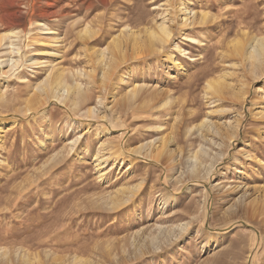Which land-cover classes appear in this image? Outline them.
Masks as SVG:
<instances>
[{
	"label": "rangeland",
	"instance_id": "374dc122",
	"mask_svg": "<svg viewBox=\"0 0 264 264\" xmlns=\"http://www.w3.org/2000/svg\"><path fill=\"white\" fill-rule=\"evenodd\" d=\"M2 1L0 264H264V0ZM58 75L81 104L38 90Z\"/></svg>",
	"mask_w": 264,
	"mask_h": 264
},
{
	"label": "bare ground",
	"instance_id": "6f19581e",
	"mask_svg": "<svg viewBox=\"0 0 264 264\" xmlns=\"http://www.w3.org/2000/svg\"><path fill=\"white\" fill-rule=\"evenodd\" d=\"M186 4V3H185ZM167 9H169V8H167ZM3 11V1H2V3H1V6H0V13ZM171 11V10H170ZM180 11V10H179ZM182 11V19H180L181 20V22H182V26L184 27V28H188V27H194V26H196L197 24H203L206 20H207V17H208V14H201V15H196L195 13L196 12H194L193 10H188V9H183V10H181ZM24 13V12H23ZM169 12L168 11H165V13H163V18H162V20L159 22L160 24H158V25H156V27H155V30H152L150 33H149V42H150V48L152 49V50H156V48L159 46V48H163L167 43H169L170 42V40H171V38H172V35H173V33H172V30H171V25L169 24V20L166 18L167 16L165 15V14H167V15H171V14H168ZM50 14V13H49ZM52 15H54V14H52ZM16 16V15H15ZM171 17V16H170ZM171 18H173V17H171ZM181 18V17H180ZM209 18V17H208ZM174 19V18H173ZM3 22V13H1L0 14V23H2ZM26 22V21H25ZM175 22V21H174ZM173 23V22H172ZM203 25H205V24H203ZM182 26H181V28H182ZM1 28V27H0ZM183 28V29H184ZM47 32H52V31H50L49 29H45ZM87 30V29H86ZM19 33V32H18ZM130 34L129 35H132V34H134V33H132V32H129ZM132 33V34H131ZM3 34V33H2ZM12 35H16V37L18 38L19 36H18V34H12ZM135 36V35H134ZM126 37V36H125ZM187 37V36H186ZM7 38H8V36H7ZM5 36L3 37V35H0V51L3 49V46H5V44H3V42L7 39ZM192 38V37H191ZM187 39V38H186ZM195 38H193V39H190V43L192 42L193 43V40H194ZM120 40L119 39H115V40H113V50L114 49H116L117 51H118V53L121 51V47H120ZM188 42V41H187ZM197 43V42H196ZM169 45V44H168ZM17 46V44H14L13 42L11 43V49L12 50H15L14 49V47H16ZM176 46V45H175ZM9 47V48H10ZM125 47V46H124ZM236 47V46H235ZM123 48V47H122ZM239 48V46H238V43H237V49ZM19 49L20 48H17L16 50H17V52H19ZM176 49L178 50V52H180V54H183L184 53V51H182L181 50V48H179L178 46H176ZM138 50V49H137ZM123 52V51H122ZM173 52V51H172ZM121 53V52H120ZM119 53V54H120ZM1 54V53H0ZM140 54V53H139ZM170 54V53H169ZM105 55V54H104ZM104 55H103V53H101V55H100V61H101V63H105L104 65H105V67H104V73H103V75H102V80H103V82L105 83L106 81H109L110 79H111V77L113 76V74H114V72H115V69L117 70V58H115V57H117V56H114L113 55V57H111V56H109V57H111L109 60H108V62H105V57H104ZM121 55V54H120ZM1 56V55H0ZM135 56V55H134ZM108 57V58H109ZM122 58V57H121ZM1 59V58H0ZM119 59V58H118ZM249 59H252L253 61H255V68H259V65L263 62V60H264V37L263 38H261V39H258L257 40V42H256V45L254 46V48L252 49V51L250 52V54H249ZM169 60L172 62V63H175V66H176V68H180L181 67V64L179 63H177V61L178 60H174V57H170L169 58ZM11 66L13 67L14 65H15V63L17 62V61H13V60H11ZM3 63V62H2ZM101 66V65H100ZM181 69V68H180ZM84 71V70H83ZM113 71V72H112ZM256 71V70H255ZM79 73V72H78ZM61 76L62 75H58V77H57V84H56V86H53V83H52V87H51V85L49 86L50 88H49V90H46L45 89V87H40V85H39V91H41L43 94H45L46 96L47 95H49V96H51V97H53V98H55V100H57L58 102H60V103H62L63 105L65 104H67L68 102L69 103H71V104H69L68 106H70V105H73V107L74 106H76V105H78V104H81L80 102H82V101H84L85 100V97H86V95L88 94V92H89V88L90 87H92V85H94V83L95 82H93V73L92 72H81V76L83 77V78H85V80L87 79V81H88V85H91L90 87H87V89H83L82 87H81V83L78 85V84H74V85H72V86H69L67 83H65L64 81H63V79H61ZM76 77V76H75ZM117 77V76H116ZM50 78V77H49ZM80 78V77H79ZM46 80V79H45ZM77 80V79H76ZM84 80V79H83ZM101 80V81H102ZM119 81H121V83L123 84L124 82H126V74H124V75H121V80H119ZM47 82V81H46ZM46 82H45V84H46ZM74 82V81H73ZM86 82V81H85ZM55 83V82H54ZM72 83V82H71ZM102 83V82H101ZM40 84H42V83H40ZM47 85H48V83H47ZM84 85H86V83L84 84ZM42 86H44V83H43V85ZM86 87V86H85ZM220 83H207V91H211V92H213V91H218L219 89H220ZM101 88V87H100ZM91 89V88H90ZM99 91H100V89H98ZM91 91V90H90ZM38 92V91H37ZM36 92V93H37ZM129 92V91H128ZM137 92H138V88H137V86L136 87H134V88H132L131 89V91L129 92V93H127L129 96H131L132 98H134L135 96H136V94H137ZM38 94H40V92L38 93ZM38 94L36 95V96H38ZM90 94V93H89ZM40 95H42V94H40ZM39 95V96H40ZM207 95H209V92L208 93H206V96ZM33 96V95H32ZM44 97V96H43ZM50 97V98H51ZM40 98V97H39ZM42 99V98H41ZM165 105V104H164ZM65 107H67V106H65ZM70 109V108H69ZM74 109V108H73ZM76 109V108H75ZM77 111H78V108H77ZM90 112V111H89ZM92 112H94L95 113V110L94 111H92L91 110V113ZM93 113V114H94ZM97 113V112H96ZM95 113V114H96ZM93 114H91L90 115V113H89V115L90 116H93ZM95 114H94V116H95ZM97 115H98V113H97ZM239 123V122H238ZM236 124L235 125V129L237 128L238 129V127H239V124ZM203 127H204V124H203ZM209 129V128H208ZM77 139V138H76ZM78 140V139H77ZM76 140V141H77ZM72 141V140H71ZM70 141V142H71ZM168 142V141H167ZM77 143V142H76ZM73 144H74V142H73ZM76 145V144H75ZM167 145H168V143H166V140H165V138L164 137H162L161 138V141H160V144L158 145V146H154L155 148L153 149V150H156V151H159V150H164L166 147H167ZM71 147V146H70ZM143 148V146L142 147H140L139 149H142ZM75 148H73V150H74ZM138 149V150H139ZM152 150V151H153ZM78 153V152H77ZM101 159V158H100ZM100 161V160H99ZM132 162V161H131ZM106 163V162H105ZM239 202H240V204H242V205H244V206H246L247 205V199L244 197V199L242 198V199H240L239 200ZM163 231V230H162ZM3 253L5 254V252L2 250V251H0V256H4L3 255ZM7 255V254H6ZM5 255V256H6ZM24 257V256H23ZM27 257V256H26ZM24 259V258H23ZM24 260H26V258L24 259ZM76 260H77V258H76Z\"/></svg>",
	"mask_w": 264,
	"mask_h": 264
}]
</instances>
